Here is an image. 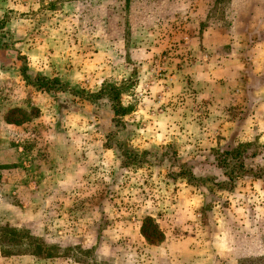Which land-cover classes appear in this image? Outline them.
<instances>
[{
    "label": "rangeland",
    "instance_id": "rangeland-1",
    "mask_svg": "<svg viewBox=\"0 0 264 264\" xmlns=\"http://www.w3.org/2000/svg\"><path fill=\"white\" fill-rule=\"evenodd\" d=\"M0 27V264H264V0H0ZM108 86L125 114L76 95Z\"/></svg>",
    "mask_w": 264,
    "mask_h": 264
},
{
    "label": "trees",
    "instance_id": "trees-1",
    "mask_svg": "<svg viewBox=\"0 0 264 264\" xmlns=\"http://www.w3.org/2000/svg\"><path fill=\"white\" fill-rule=\"evenodd\" d=\"M34 82L38 86V88L44 91L65 92V91L70 90L68 85L61 82L58 78L47 79L45 76L37 75L35 77ZM79 94H80V97H87L89 99H93V98L99 99V98L108 97L115 114L116 115L125 114L124 108L120 102V92L116 86H108V87L101 89L98 92L91 93V94H86L85 91H78L76 95H79ZM122 148H123L122 155L125 158L124 163L127 165V164H132L133 162H135V160L137 159V155L131 152L127 147L123 146ZM218 159L220 161V164L223 167H226V168L231 167L230 173H235V176L236 175L259 176L260 174V172H258V169H255L254 167L246 165L243 158L240 157V151L238 147H235L231 150L228 149V150L221 152L218 155ZM174 176H192V175L190 173H187L186 169L181 168L179 172L174 174Z\"/></svg>",
    "mask_w": 264,
    "mask_h": 264
}]
</instances>
